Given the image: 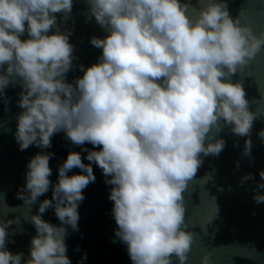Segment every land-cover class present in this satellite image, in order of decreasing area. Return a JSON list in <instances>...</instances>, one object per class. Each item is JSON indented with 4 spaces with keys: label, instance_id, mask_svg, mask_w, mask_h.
<instances>
[{
    "label": "clouds",
    "instance_id": "1",
    "mask_svg": "<svg viewBox=\"0 0 264 264\" xmlns=\"http://www.w3.org/2000/svg\"><path fill=\"white\" fill-rule=\"evenodd\" d=\"M87 2L108 34L90 39L101 56L68 83L73 45L66 34L48 33L55 14H69L73 0H0V94L19 82L18 150L51 148V138L63 132L85 153L68 152L55 183L54 153L29 158L16 198L24 206L38 203L29 218L35 235L25 260L7 249V229L20 219L0 221V264H72L67 229L79 230L83 190L96 180L93 165L111 185L114 236L127 246L131 264H186L194 239L185 230L182 193L201 156L223 151L225 141L215 138L221 122L250 137L258 115L249 111L242 85L228 81L264 49V30L255 33L232 17L227 0H198L192 19L179 0ZM257 135L264 143V129ZM251 148L245 139L243 156ZM73 169L79 173L68 175ZM259 177L264 181V170ZM252 179L249 173L239 183ZM256 187L264 190V183ZM49 191L51 199L40 201ZM253 201L264 204V195ZM49 208L59 225L42 218ZM86 259L85 253L77 264ZM200 264H211L210 253Z\"/></svg>",
    "mask_w": 264,
    "mask_h": 264
},
{
    "label": "water",
    "instance_id": "2",
    "mask_svg": "<svg viewBox=\"0 0 264 264\" xmlns=\"http://www.w3.org/2000/svg\"><path fill=\"white\" fill-rule=\"evenodd\" d=\"M179 2L188 5L186 15L194 18V10L199 8L198 0ZM227 5L230 15L240 17L241 23L248 24L255 33L264 30V0H227ZM55 16L56 24L48 34L68 35V42L73 45V60L66 82L73 83L83 75L81 68L97 63L101 56V49L93 47L90 39H103L108 32L91 17L87 0H73L69 14L57 13ZM20 38L28 37L25 33ZM228 82L242 85L249 111L256 112L258 118L253 122L250 137L232 134L230 127L221 122V131L215 138L225 141L223 151L218 156H201L202 165L187 182L182 193L185 230L193 233L194 243L186 264H200L205 252L210 253L211 264H264V204L253 201L254 194L264 195V190L256 187L258 183H264L259 177V172L264 170V143L257 135L264 129V49L246 67L237 70ZM20 91L17 82L4 90V97L0 94V221L20 219L18 225L13 224L7 229V249L12 253H23L26 260L31 238L35 235L29 218L36 214L38 207V203L24 206L23 201L16 198L24 184L26 163L37 152L54 153L49 166L52 168L50 179L55 183L57 166L66 159L67 153L81 152L82 157L85 153L81 147L71 144L63 132L51 138V148L41 150L30 146L19 151L14 133L16 117L21 111L17 106ZM249 138L252 141L251 156L246 157L242 153L244 141ZM84 163L88 161L84 160ZM93 172L96 180L83 190L84 200L78 207L79 230L67 229V255L72 264H77L85 253L87 259L82 264H131L127 246L114 236L116 225L111 215L112 202L108 199L111 185L105 183L108 178L102 176L95 165ZM74 173L79 170L73 169L68 175ZM249 173L254 179L241 185V177ZM46 198L51 199V191L39 200ZM42 218L53 225L60 223L51 208Z\"/></svg>",
    "mask_w": 264,
    "mask_h": 264
}]
</instances>
